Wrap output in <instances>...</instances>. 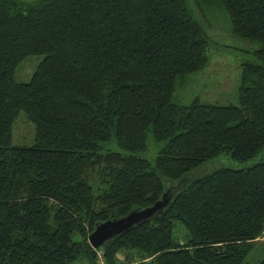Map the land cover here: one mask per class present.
<instances>
[{
	"label": "trees",
	"instance_id": "trees-1",
	"mask_svg": "<svg viewBox=\"0 0 264 264\" xmlns=\"http://www.w3.org/2000/svg\"><path fill=\"white\" fill-rule=\"evenodd\" d=\"M222 14L260 44L239 104H181ZM32 55L44 59L18 82ZM22 111L32 145L13 142ZM149 135L154 162L138 155ZM112 141L122 151L103 150ZM221 156L254 162L194 175ZM166 192L151 218L90 244ZM263 234L264 0H0V264H99V249L107 264H244Z\"/></svg>",
	"mask_w": 264,
	"mask_h": 264
},
{
	"label": "rangeland",
	"instance_id": "rangeland-1",
	"mask_svg": "<svg viewBox=\"0 0 264 264\" xmlns=\"http://www.w3.org/2000/svg\"><path fill=\"white\" fill-rule=\"evenodd\" d=\"M32 1V0H26ZM218 22L213 26L205 23L206 31L212 43L208 50L209 60L207 65L197 72L186 76L175 89V100L188 105L194 99L199 98L204 103L231 105L239 104V87L242 80L243 63L254 60L252 51L259 48L260 44L238 37L232 33L231 22L227 14H222ZM44 59V55H32L26 58L18 67L16 80L18 82H30L33 73ZM13 142L19 145H32L35 142V125L28 120L22 111L14 125ZM149 149L138 155L154 162L160 149L155 144L152 135L148 137ZM103 150L122 151L115 141L103 145ZM254 162H237L227 156H221L211 160L194 171V175H201L214 170L217 167L243 168ZM177 233L185 241L186 231L181 226ZM264 256V248L255 246L244 264H258ZM124 260L125 253L119 255ZM74 264H81L77 261Z\"/></svg>",
	"mask_w": 264,
	"mask_h": 264
},
{
	"label": "water",
	"instance_id": "water-1",
	"mask_svg": "<svg viewBox=\"0 0 264 264\" xmlns=\"http://www.w3.org/2000/svg\"><path fill=\"white\" fill-rule=\"evenodd\" d=\"M169 199L170 197L167 198L166 192L152 206L136 209L121 218L108 219L97 224L95 229L89 234L90 244L94 248L103 246L112 237L132 228L143 220L151 218L168 204Z\"/></svg>",
	"mask_w": 264,
	"mask_h": 264
},
{
	"label": "built area",
	"instance_id": "built-area-1",
	"mask_svg": "<svg viewBox=\"0 0 264 264\" xmlns=\"http://www.w3.org/2000/svg\"><path fill=\"white\" fill-rule=\"evenodd\" d=\"M97 256H98L99 264H107L106 258H105V253L103 250H101V249L97 250Z\"/></svg>",
	"mask_w": 264,
	"mask_h": 264
},
{
	"label": "crops",
	"instance_id": "crops-1",
	"mask_svg": "<svg viewBox=\"0 0 264 264\" xmlns=\"http://www.w3.org/2000/svg\"><path fill=\"white\" fill-rule=\"evenodd\" d=\"M262 239H264V234H263L262 238H260V240H262Z\"/></svg>",
	"mask_w": 264,
	"mask_h": 264
}]
</instances>
